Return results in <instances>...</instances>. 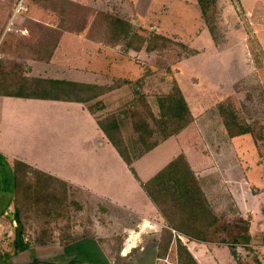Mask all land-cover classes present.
I'll use <instances>...</instances> for the list:
<instances>
[{
	"label": "rangeland",
	"instance_id": "obj_1",
	"mask_svg": "<svg viewBox=\"0 0 264 264\" xmlns=\"http://www.w3.org/2000/svg\"><path fill=\"white\" fill-rule=\"evenodd\" d=\"M70 1L87 8V11H81L88 16L87 26L91 23L95 33H100L94 37L104 38L107 43L84 47L87 31L78 34L76 29L72 31L74 33L66 32L63 35L58 50L54 53L55 57L51 60H33L35 54L32 52L31 42L38 37L42 24L59 27L62 20L61 8L56 2L48 0H0V72L36 78H80L78 72H74V66L88 60L89 64L98 61L103 66L96 70L101 71L103 76L98 78L102 83L96 85L105 89L103 100L107 104L104 108L102 102H98L103 100H92L88 103L89 109L91 107L95 113H99L98 117L111 113L118 116L124 142L134 157L144 151L146 142L161 139L165 133L178 129L186 121V116L180 118L174 115L182 112L180 100L173 101L171 97L174 85L177 84L192 120L177 133L187 138L181 142L182 136H179L175 140L180 142L189 160L193 162L200 157H193L189 148L197 135L202 145L205 142L233 138L225 128V118L231 120L235 128L248 131L241 136L246 140L237 142L240 147L238 150L243 156L248 153L247 148L250 152L254 150L252 158L258 156V163L254 164L256 172L259 174L263 170L264 173V0ZM66 7L70 8L69 5ZM78 14L81 16L80 12ZM115 19L123 23L113 21ZM108 23L113 29V35L102 36L101 27H108ZM73 24L77 26L80 22ZM112 44L116 46L113 47ZM130 46L142 47L135 50ZM87 47L89 52L86 59L84 54ZM69 64L73 68L64 69V65ZM14 106L16 115L17 111L21 114L22 109L7 100L0 106V118L5 119L6 114L12 113ZM23 112L22 116H16L17 119H27L31 124L21 121L15 125L12 138L14 137L17 147L10 149L14 154L34 158L45 166L55 163L66 168L75 165L71 163L73 159H83L80 162L83 166L93 155L108 158L111 161L108 166L111 168L114 163L111 158L118 156L115 147L109 143L98 152L93 150V143L86 144L94 135L90 128L72 132L74 136L67 138L70 132L60 122L65 117L60 111H43L41 106L39 116L38 113L35 116L29 114L27 107ZM136 112L145 116L148 129L152 131L145 138V143L142 135L134 129V124L138 121L135 120L138 118L134 115ZM3 128L9 134L12 131L8 124ZM137 158L139 157L134 160ZM257 164L261 165V170ZM26 172L24 182L28 186L34 181V173L31 169H26ZM124 174L122 171L104 175L103 178L105 181L110 178L114 183L122 179V186L129 188L135 182L125 179ZM12 175L6 157L0 154V207H6L9 200H14L11 198L13 192L10 191L14 187ZM86 182L92 183L91 180ZM51 185L56 186L59 193L58 197L52 195V201L47 195H40L37 199L27 197L24 200L19 197L18 202L15 200L13 211L7 219L11 227L4 228L9 229L6 237L8 235L12 239L9 244L12 248L17 249L15 242L18 229L22 230V239L29 245H45L54 237L63 242L80 235L96 234L97 230L106 239L122 240L127 235L123 232L124 228L129 229V226L142 220L132 209L121 208L125 206L114 197L120 200L125 199V196L120 195L118 198L111 189H105L104 192L106 197L109 196L116 202L94 197L63 180ZM101 187L103 180L96 188L103 191ZM247 196L252 198V193H247ZM125 200L130 201L129 204L133 207L135 205L131 202L137 201L128 198ZM128 201L124 204L128 205ZM248 202H251L250 199ZM216 214L218 219L213 227L218 225L225 230L213 233L216 242L226 237L228 226H237L243 230L249 220L234 208L230 211L221 210ZM131 228L138 232V228ZM160 237L167 244L168 233L161 232ZM174 237L175 245L167 251L170 256L164 264L178 263V241L187 246L188 237L172 232V239ZM121 243L122 241L114 242L116 247H120ZM222 245L224 244L216 246ZM169 246L170 243L167 248ZM226 246L228 248L225 252V247L203 245L206 259L201 263L257 264L258 259L264 261L262 255L252 253L242 245ZM228 249L233 257H229Z\"/></svg>",
	"mask_w": 264,
	"mask_h": 264
},
{
	"label": "crops",
	"instance_id": "obj_2",
	"mask_svg": "<svg viewBox=\"0 0 264 264\" xmlns=\"http://www.w3.org/2000/svg\"><path fill=\"white\" fill-rule=\"evenodd\" d=\"M96 43L97 42L85 38L84 47L90 44V46L96 45ZM57 50L58 47L55 52H57ZM88 52L89 49L87 47L84 58L88 56ZM88 62L90 61L88 60L79 66L77 65V67L74 66V72H78L80 78H72L71 76L51 77L55 79L64 78L69 81L86 84L102 83L98 78L103 75L100 73L101 71L96 69L102 68L103 65L101 66L98 61L94 62V64L93 62L92 64ZM64 67V69L69 67L73 68V65H64ZM69 73H72V71H69ZM104 97L105 95L94 100H103ZM7 100H10L13 105H17V108L20 107L22 113H24L23 110L27 107L29 114L33 116H35V113H38L39 116L41 106L43 111L51 110V112L55 113L60 111L61 115L65 116L60 122L64 123L63 128L67 132H70L67 138H72L74 136H72V132L77 133L79 129H92L94 135L86 144L91 145L93 143V150H96V152L108 143L113 146L98 125L99 113L90 111L88 106L90 102L83 103L0 95V106L5 104ZM101 102L105 108L107 104L106 101L103 100ZM22 113L19 114V111H17L16 115L14 106L12 113L10 112L9 115L6 114L5 119L0 118V154L6 157L9 167L13 172V183L15 178V163L20 161L28 165L30 169L42 170L49 175L68 182L72 186L85 190L94 197L107 199L109 201L116 200L125 206L121 208L132 209V211H135L142 217V220L134 223L133 226H129V229L125 227L123 232L125 234L127 233V235L124 236L122 240H119V238L118 240H113L112 238L106 239L103 233L97 230L96 234L80 235L68 238L63 242L54 237L48 244L29 245L23 250H18L9 245L12 239H10L8 235L6 237V231L11 227L7 219L15 205L16 192L14 185L12 189L10 188V191L13 192L11 198L14 200H12V202L9 200L6 207H0V264H164V262L169 260L170 256L169 253L167 254V251L173 248L176 239L175 237L171 239L169 248H160L159 244L160 242L162 243L160 234L164 228L168 227V224L156 204L145 191L143 184L181 154L185 155L189 165L194 171L199 186L208 201L209 207L213 208L212 211L214 215L221 210L230 211L234 208L241 216L248 217L249 220L246 223V227L251 236L250 245L255 252L258 248V251L264 254V173L263 170H261V165L258 166V164L257 166L262 173L260 172L258 174L256 172L257 168H255L254 164L258 163V156H256L255 159L252 158V154L255 155L254 150L250 152L247 148L248 153H246L245 156H243V153L239 152L238 149H240V147L237 146V142L245 139L244 137L241 138L242 135L224 140L220 139L221 141L216 140L214 141L215 144L213 141L205 142L203 145L199 142L200 137L198 135L197 138L193 136L194 139L189 146L190 151L193 153V157L200 156L197 160L194 159V163L186 156L184 150L180 146V142H178L177 139V141L175 140V138H179V136H182L181 142L184 141V138H187L185 135L179 133L163 140L155 148L135 159L131 165H128L118 151H116L118 156H116V158H111L114 161L111 168L108 166L111 161L99 155H93L84 162L83 166L80 165L83 159L80 161H75L73 159L71 163L75 165L68 168L61 166L57 161L56 163L58 165L49 163L45 166L39 163V160L37 161L34 158L30 159L25 155L14 154L10 150L11 148L17 147L14 137L12 138L15 125L21 121H28L24 118L17 119L18 117L16 116H22ZM28 122L30 125L31 122ZM53 122L56 123L55 120H53ZM7 124L12 128L10 134L3 128ZM72 125L75 126L72 127ZM201 133H203V131ZM94 139L95 141H93ZM171 142H173L172 145ZM241 156L244 157V159ZM114 164H116V166H114ZM152 164L153 166H151ZM156 164H158V166H155ZM259 164H261V162H259ZM62 171L64 172L62 173ZM122 171L125 172V179L135 182L131 183L133 187L132 185L129 188L122 186V179L120 182L114 183L110 178L107 181L103 178L104 175H111ZM90 180L92 183L88 184L86 181ZM101 180H103V187H101L103 191L96 188L99 186ZM219 180L221 182H218ZM105 189H111L118 198L120 195H124L125 199L137 200L131 202L134 203L135 206L133 207L130 205V201L125 199L120 198V200H117L114 197L115 200H112L111 197H106L107 195L104 192ZM249 192L252 193V198L247 196ZM248 199H250L251 202H248ZM125 201H128V205L124 204ZM6 227L9 229L5 230L4 228ZM95 227L99 228L98 225ZM131 227H135V229L138 228V232L136 231L137 229L133 230L134 228ZM171 231L180 234L176 230L172 229ZM66 237H68V235H66ZM24 240H26V238ZM116 241H122L120 247H116L114 244ZM186 244L200 263L202 260L206 259V256L203 254V245H214L215 248L225 247V252L228 248L226 246L228 244L217 247V242L213 241L205 242L189 239ZM209 248L211 249L212 247ZM228 251L229 257H233L230 249H228ZM262 257L264 258V256ZM261 264H264V261L261 262Z\"/></svg>",
	"mask_w": 264,
	"mask_h": 264
},
{
	"label": "trees",
	"instance_id": "obj_3",
	"mask_svg": "<svg viewBox=\"0 0 264 264\" xmlns=\"http://www.w3.org/2000/svg\"><path fill=\"white\" fill-rule=\"evenodd\" d=\"M48 1L56 2L59 9L61 8L62 20L59 27H50L44 24L40 26L41 28L38 30V37L35 41L31 42L32 52L35 54L32 58L33 60L41 62L51 60L63 35L66 32H72L76 29H78L76 30L77 33H83L84 31H87L85 33V38L89 40L101 44L102 42L105 43L104 38L98 39L94 37V35H100V33L99 31L95 33V29H93L94 26L91 23H89L90 26H87L88 16L81 12L83 9L84 11H87V8L70 0ZM66 5H69L70 8H67ZM78 12L81 13V16L78 14ZM113 21H119L120 23H123L119 19H115ZM74 22H80V25L75 26L73 24ZM69 25L72 26L69 27ZM101 29L102 36L113 35V29L110 28L109 23L108 27H101ZM112 46L115 47L116 44H112ZM141 47L136 46V48H131L139 50ZM104 90V88L96 84H86L65 79L46 77L36 78L16 74L10 75L0 72L1 96L88 103L103 96L106 93ZM171 97L173 98V101L177 99L180 100L179 103L180 107L182 108V112H176L174 115L180 118L181 116H186V121L182 122L178 129L165 133L161 139L147 143L145 138H148L150 134H152V131L148 129L149 126L146 123L145 116L139 112L134 113V115L138 117L135 119L138 121L134 124V129L137 133H139L140 136L142 135V139H144L143 142H146L144 151L135 157H140L142 154L149 152L160 142L172 135L177 134L191 122L192 118H190L188 108L183 100V96L177 84L174 85V94ZM90 110L94 112L91 107ZM98 125L108 140L121 155L123 160L128 164H132L135 157L131 154L129 148L124 142L118 116L115 113H111L103 117H98ZM224 125L227 132L233 137L248 132L246 130L240 129L239 127L235 128L232 125V121L228 119L225 120V118ZM26 169H30V167L20 161L15 163L14 185L16 192V202H18L19 197L21 200H24L23 198L27 197H33L37 199V197H40V195H47L50 201L54 200L52 199V195L58 197L59 193H57L56 186H52L51 184L59 181L60 179L39 169H31L34 173V181L29 183L27 186L26 182H24V179H26L25 174L27 173ZM143 187L152 201L156 204L160 213L168 224V227L164 228L162 231L168 233V237H166V240L168 239L166 241L167 244L163 243L164 239L162 238L163 244L160 242V248L162 247L163 249V247H168L172 239V229L188 237L190 240H199L205 242H216V239L213 237V233H217L221 230L225 231L224 227H219L218 225L213 227L218 219V215H214L213 211L210 209L208 202L199 186L197 177L189 165L185 155L181 154L174 158L151 179L145 182ZM44 191L48 193H45ZM16 215L18 216V211ZM228 230L229 231L225 235L226 237H223L217 241V244H228L230 246L242 245L250 252L255 254L259 253V255L264 256V254H262L260 251L255 252V250L251 247V236L248 233L246 226L243 230H240V227H233V225H230L228 226ZM21 231V229H18V232L16 233L15 244L17 245L18 250H23L29 246L28 243L23 241ZM258 256H256V258H258ZM177 264L201 263L194 257L191 250L185 244L178 241ZM257 264H261L259 259L257 260Z\"/></svg>",
	"mask_w": 264,
	"mask_h": 264
}]
</instances>
